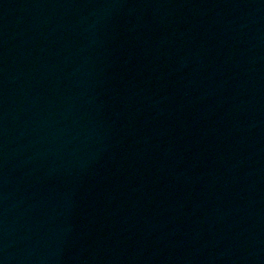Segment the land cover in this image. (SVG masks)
I'll return each mask as SVG.
<instances>
[{
	"label": "water",
	"instance_id": "95a60500",
	"mask_svg": "<svg viewBox=\"0 0 264 264\" xmlns=\"http://www.w3.org/2000/svg\"><path fill=\"white\" fill-rule=\"evenodd\" d=\"M0 264H264V0H0Z\"/></svg>",
	"mask_w": 264,
	"mask_h": 264
}]
</instances>
